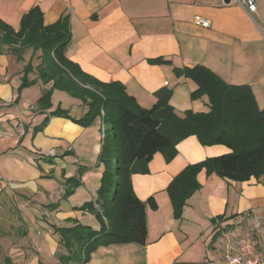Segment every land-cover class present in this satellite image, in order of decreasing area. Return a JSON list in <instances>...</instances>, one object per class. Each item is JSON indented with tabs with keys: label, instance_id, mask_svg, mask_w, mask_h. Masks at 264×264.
<instances>
[{
	"label": "crops",
	"instance_id": "obj_1",
	"mask_svg": "<svg viewBox=\"0 0 264 264\" xmlns=\"http://www.w3.org/2000/svg\"><path fill=\"white\" fill-rule=\"evenodd\" d=\"M255 1L257 12L251 18L239 0H0V20L18 31L23 16L35 7L42 11L46 26L68 15L71 38L65 56L100 82L122 84L142 108L152 109L158 94L171 91L170 103L179 114L208 111L206 96L191 99L197 84L176 74L179 69L204 67L229 85H248L264 109V0ZM197 18L208 20L210 26L198 25ZM159 58L168 63L150 62ZM26 60L19 61L8 50L0 55V160L14 167L15 175L31 177L12 179L15 188H34V177L52 182L38 187L36 194H41L40 204L52 228L82 224L99 230L101 224L92 212L76 209L97 199L103 172L101 120L85 128L52 117L36 133L58 107L73 119L82 118L87 107L55 90L52 108L38 110V101L51 84L38 81L20 91ZM29 78L35 80L37 74ZM229 152L222 145L203 146L191 136L178 144L172 159L155 154L147 174L132 175L137 197L141 201L154 197L158 206L147 209L146 244L101 247L89 264H229L224 259L227 242L216 241L245 215L264 212V185L255 179H222L203 169L197 175L200 188L187 200L180 218L167 194L186 167ZM70 179L79 180L80 186L72 188ZM0 180L7 183L1 175ZM69 190L72 194L67 196Z\"/></svg>",
	"mask_w": 264,
	"mask_h": 264
},
{
	"label": "trees",
	"instance_id": "obj_2",
	"mask_svg": "<svg viewBox=\"0 0 264 264\" xmlns=\"http://www.w3.org/2000/svg\"><path fill=\"white\" fill-rule=\"evenodd\" d=\"M71 38L69 16L46 26L42 11L35 7L25 14L16 31L0 20V55L5 51L18 55L24 47L33 55L24 67L22 84L30 87L41 81L51 88L38 101V110L52 108L55 90L67 93L87 107L80 119L70 117L67 110L58 107L48 114L36 128L41 132L52 117L70 119L82 127H90L97 120L104 125V137L99 156L103 172L95 202L84 204L78 211L92 212L101 227L75 224L55 228L68 254L61 255L64 264H89L91 256L101 247L137 244L147 241V209L158 208L154 197L141 201L133 190L132 175L147 174L148 164L157 153L172 159L183 140L196 136L203 146L222 145L228 154L207 159L186 167L176 176L167 194L176 218H180L187 200L200 188L197 175L206 169L222 179L247 182L255 179L264 185V109H260L248 85H229L204 67L176 70L178 76L192 79L198 89L191 94L193 101L208 99V111L176 112L171 105V91L158 94L152 109L142 108L129 96L120 83H103L84 74L64 53ZM21 46L23 48H18ZM39 54V55H37ZM39 61L34 65V60ZM166 64L163 58L150 61ZM32 73L37 74L30 80ZM72 188L80 181L68 180ZM72 194L69 190L68 195Z\"/></svg>",
	"mask_w": 264,
	"mask_h": 264
},
{
	"label": "rangeland",
	"instance_id": "obj_3",
	"mask_svg": "<svg viewBox=\"0 0 264 264\" xmlns=\"http://www.w3.org/2000/svg\"><path fill=\"white\" fill-rule=\"evenodd\" d=\"M21 50L18 55L26 58L28 64L33 50L26 47ZM33 63L36 66L39 61L35 59ZM0 162V175L7 180V183H0V264H64L61 257L66 248L56 233L57 227L52 228L50 218L45 217L47 211L41 206L44 204L41 194L36 195L38 187L50 186L52 182L34 177L36 192L35 187L29 185L15 188L10 183L12 179L20 181L31 177H23L21 173L15 175L17 170L14 167H9L2 160ZM31 169L40 171L34 166ZM234 226V229L223 230L216 243L223 245L228 237L244 239L255 243L256 251L264 256V212L249 213Z\"/></svg>",
	"mask_w": 264,
	"mask_h": 264
},
{
	"label": "built area",
	"instance_id": "obj_4",
	"mask_svg": "<svg viewBox=\"0 0 264 264\" xmlns=\"http://www.w3.org/2000/svg\"><path fill=\"white\" fill-rule=\"evenodd\" d=\"M239 4L247 9L250 17L251 15L256 14L257 4L255 0H239ZM196 23L204 27L210 26V22L203 18H197ZM102 126V135L104 137L105 127L104 125ZM51 153L54 154V152ZM224 259L229 264H264V256L256 251L255 243L252 244L250 241L244 239L227 241L225 245Z\"/></svg>",
	"mask_w": 264,
	"mask_h": 264
}]
</instances>
